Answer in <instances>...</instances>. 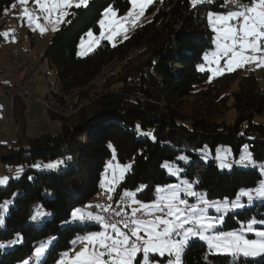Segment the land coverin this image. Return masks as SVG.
<instances>
[{"label":"trees","instance_id":"obj_1","mask_svg":"<svg viewBox=\"0 0 264 264\" xmlns=\"http://www.w3.org/2000/svg\"><path fill=\"white\" fill-rule=\"evenodd\" d=\"M14 3L0 0V41L4 13ZM240 4L247 0H205L195 6L191 0H155L145 11L147 20L126 38L102 40L85 56L79 55L80 39L87 32L99 34L105 11L121 16L130 0H89L87 6L67 9L43 53L55 74L50 105L60 115L47 113L60 127L25 137L26 104L15 99L11 116L22 127L14 143L0 144V166L20 171L17 179L9 176L0 185V204L7 202L6 210L0 209V264H33L35 250L47 241L40 264H56L75 239L99 230L96 224H71L69 217L94 195L109 192L101 187L108 164L128 166L109 192L114 201L136 192L140 201L152 202L157 188L178 182L163 165L175 167L179 178L209 202H230L242 189L257 186L262 177L255 167L219 170L213 159L205 161L198 153L226 146L236 160L246 147L255 163L264 162L259 120L264 88L250 69L211 76L205 64L213 49L209 14H228ZM228 113L232 117L224 121ZM253 220L264 228V203L229 212L219 231L234 232ZM149 259L164 263L167 258ZM180 264H264V255H218L204 242L190 240Z\"/></svg>","mask_w":264,"mask_h":264},{"label":"rangeland","instance_id":"obj_2","mask_svg":"<svg viewBox=\"0 0 264 264\" xmlns=\"http://www.w3.org/2000/svg\"><path fill=\"white\" fill-rule=\"evenodd\" d=\"M74 1V0H73ZM89 0H87L88 3ZM155 0H152V2ZM160 1V0H158ZM235 1V0H232ZM41 4H46L48 6L47 11L40 10L37 5L33 2V0H28L27 4L19 3L16 0V3L20 5L21 8L9 7L5 13V25L7 29L2 30L3 34L8 33L7 37L4 35L5 43L1 47L0 46V94L3 99H0V102H4V100H14L13 97L15 92L11 91V89H15L16 92L22 91L23 93H29L32 95V98L36 102H25L26 108L23 113V124H24V136L27 138H33L37 134H45V133H55L58 131L60 127V122L58 120H52L48 115L47 111H50L54 116L60 115L58 111L52 108L50 105L51 98L50 93L54 92V82H55V74L54 70L49 66L46 59H43V53L45 47L48 43V40L51 34L54 32L53 28L57 30L64 18L67 16V10H65L64 0H40ZM142 0H137V5H139ZM147 5V7L141 8L139 6H134L132 0H130V9L126 11L123 15L118 16L115 12V15L108 13L106 15L107 10L105 11L102 20L100 22V32L95 35L91 33V36L88 35L87 32L79 41V55L85 56L91 51H93L96 46L102 40H106L110 43H114L117 38H126L128 36L129 31L136 25L141 22L147 20V16L145 15V11L152 4ZM72 3V2H71ZM73 6L76 3H72ZM192 4V2H191ZM15 5V3L13 4ZM193 5V4H192ZM83 7V6H82ZM27 9L29 13L33 15V18L39 16V20L33 23H29L27 17L22 16V10ZM109 10V9H108ZM134 11V13H132ZM238 11V10H237ZM131 13V15H129ZM227 14H209L208 16V25L210 30L213 32L212 45L213 49L210 51V54L214 56V53L217 52L216 57L221 58L220 55H224V50L226 47H231V43L226 41L225 38L221 34L215 30V22L212 20V17L224 16ZM132 19V23L128 24L129 21L127 19ZM23 20L24 23L21 22ZM218 21V20H217ZM220 23V21H218ZM236 24V23H235ZM38 25V26H37ZM43 28L45 31L43 34L40 29ZM16 32V33H15ZM14 37L13 41H9L8 38ZM257 46L260 49H264V41H258ZM215 51V52H214ZM221 51V52H220ZM14 52L19 53L20 56L15 60L13 59ZM231 53V52H230ZM245 55H250L251 59L249 60H241L239 56L234 58L232 61H235V64H238L236 67L230 68L228 70L233 71L236 69L246 71L248 68V64H252L250 71L254 73V75L259 80V85L261 88H264V51H251L245 52ZM225 56V55H224ZM230 54L225 56L229 59ZM239 61V63H238ZM205 64H207V70L210 72L211 76L218 75L221 72L217 70L215 64L210 61V58L206 59ZM115 67H113L114 70ZM204 67L200 69L203 70ZM206 68V67H205ZM110 69L106 71L108 73ZM225 71V69H224ZM229 71V72H230ZM105 73V74H106ZM104 74V75H105ZM95 87H100L99 80H96L93 84ZM99 89V88H98ZM97 92V91H96ZM48 98V100H47ZM21 101V100H20ZM38 101V102H37ZM40 101V102H39ZM191 101V100H190ZM23 104L24 102L21 101ZM50 106H48V105ZM47 105L48 107H46ZM6 110L4 109V104H0V111H5V117L0 113V144H11L17 140V134L19 133L22 125L20 121H17L16 118L11 116V111L9 104L5 105ZM232 113H228L224 121L229 120L232 116ZM7 118V119H6ZM31 119V120H30ZM260 122L264 123V118L259 119ZM46 123V124H45ZM45 124V125H44ZM201 155V158L205 161L213 159L219 168V170L230 171L232 167L235 165L240 169L247 168H256L259 175L262 177L261 181L257 184L256 187L252 189H242L241 191H250L252 193V198L249 199L247 196H240V192L232 201H222V202H209L206 200L203 195H196L192 190V185L188 182L179 178L178 170L175 167L163 165V168L169 173L170 176L178 179V182L165 186L159 187L156 191V198L150 203H144L136 198V192H126L132 193V197H127L129 203V211L131 213L132 209H141L142 205L149 206L148 208L142 209L147 220L152 221L156 217L163 216V212H168V209L165 207L163 212L159 211L157 208L152 207L154 205L165 206V204H171L172 207L179 208L181 212H183L187 217L191 220L194 216L193 213L188 212L189 208L195 207L198 210H204L203 215L207 216L208 220L215 221L214 227L210 229L203 230V233L206 239H200L199 236H190L187 239V242L183 245L182 251L180 252L179 264L181 261V256L183 254L184 248L190 240H200L204 242L207 247L214 253L218 255H228L232 256V254H226L222 249H217L210 245V242H215V237L223 236L224 234L220 232L219 229L222 225L223 218L229 212L241 211L245 207L253 206L254 204L264 203V198L256 197L255 192L253 190L257 189L262 183H264V162L255 163L252 160L249 163L248 160L244 159L247 155H249L248 149L245 147L241 150L238 159L233 160L230 150L226 146H220L215 149L214 153L211 154L207 149H201L198 151ZM251 156V154H250ZM185 163L189 161L187 159H182ZM2 169V166H0ZM4 169V167H3ZM107 169L110 171L107 173H103L101 178V187L105 191L112 192L115 188L116 184L122 180L124 174L127 172L128 166L121 165H107ZM19 169L7 168L6 172L4 170H0V178L13 176L14 179H17L20 174ZM189 189L193 195L189 194ZM125 194V193H124ZM173 195H175V199H172ZM125 196V195H124ZM126 197V196H125ZM187 201L186 204H181L180 201ZM192 200V201H190ZM207 201V205L202 203L201 201ZM238 203L242 206L233 207L232 205ZM161 208V207H160ZM79 211L83 214L82 218H74L73 212ZM151 213V214H148ZM88 212L76 208L70 212L69 220L71 224H96L99 226V230L95 232L105 231V227L99 221L93 218H89ZM201 213L198 211L195 215L199 216ZM92 217H96L98 215L91 214ZM174 223H178V221H173ZM205 223L207 221H204ZM249 225L251 226V230H249ZM162 227V226H161ZM195 226L191 223L184 224L182 228L178 230V234H174L173 239L181 240L184 238L183 233L188 228H194ZM122 231V229H121ZM259 231H264L262 223L260 221H250L241 226L239 230L234 231L240 236H243L245 239L249 240H257L260 241L264 239L257 235L256 233ZM92 232V233H95ZM109 234H112L111 228L107 229ZM230 233V232H228ZM88 233L86 235H89ZM140 234L144 235V232L141 231ZM85 235V236H86ZM84 237V236H83ZM82 237V238H83ZM132 240H135V237H131ZM81 238H77L73 241V246L68 252V258H72L75 256L76 252H79L82 248H84L85 244L80 242ZM75 242V243H74ZM50 242L47 241L42 245L45 246V251L47 250ZM41 246V245H40ZM38 246L37 248H39ZM40 256L39 260H35L33 264H40L44 258V253ZM100 251H103L102 249ZM157 255L161 258L166 257V261L164 263L160 262H151V264H169V261H174L175 257L168 255L165 252L164 255L160 254H150ZM243 258H256L257 256H243L242 254H236ZM36 256V250H35ZM140 257V264H143L142 256L143 253L139 252L136 254V259ZM103 260L107 261L108 256L105 254L102 257ZM62 260H65V254L61 256L59 261L56 264H60ZM65 264H68V261L65 260Z\"/></svg>","mask_w":264,"mask_h":264},{"label":"snow or ice","instance_id":"obj_3","mask_svg":"<svg viewBox=\"0 0 264 264\" xmlns=\"http://www.w3.org/2000/svg\"><path fill=\"white\" fill-rule=\"evenodd\" d=\"M18 2L27 4L28 0H18ZM33 2L40 10H48V6L46 4H41L40 0H33ZM132 2L134 6H139L141 10H143L152 0H142L139 5H137V0H132ZM191 2L193 6H195L197 3L205 2V0H191ZM14 6L15 5H11V7ZM63 6H72L71 0H64ZM74 6H87V0H78ZM108 13L115 15L114 11L111 9L107 10L106 15ZM129 15H131V13H129ZM22 16L27 17L30 24L33 23L34 20H39V16L33 18V15L29 13L26 8L22 10ZM216 20L222 23L223 30L226 32V41L231 42V47H226L224 50L225 56H228L231 52V56H229L227 61L229 65L237 56H239L241 60L251 59L250 55H245V52L264 51V49H260L257 46L258 41H264V0H247V5H241L240 10L231 11L224 16H218ZM231 21H239V23L234 25ZM53 30L55 31V28H53ZM40 31L43 34L45 29L41 28ZM3 35L7 37L8 33H4ZM88 35L91 36V33L89 32ZM137 129L139 130V126H137ZM181 159H184V157H181ZM244 159L248 160L250 163V154L244 157ZM62 163L63 161H60L47 165V167L56 168ZM165 166L168 167V165ZM7 180V177L0 178V185L7 183ZM253 191L256 197L264 198V183ZM189 194L193 195L194 193L189 189ZM124 195L126 197L133 196L132 193H125ZM239 195L247 196L249 199L252 198V193L250 191H241ZM108 199H112L111 195L108 196ZM172 199H175V195H173ZM201 202L207 205V201L202 200ZM180 203L186 204L187 201L181 200ZM232 206L238 207L242 205L235 203ZM148 207L147 205H142L141 209H132L131 213L125 212L123 208L115 212V215L121 216V221L119 223L123 228L129 229L130 234L121 231L117 223L109 224L105 222L102 216L92 217L91 214H89V218L96 219L104 225L105 231L91 233L81 238L80 242L85 244L84 248L76 252L75 256L70 259L68 258V254L65 253V260L68 261V264H134V261L136 264H140L139 261H136V254L142 252L143 264H151L149 259L150 254L164 255L165 252H167L168 255L175 257V260L169 261V264H179L180 252L182 251L183 245L187 242V239L190 236H199L200 239H206L203 230L210 229L215 225V221L208 220L207 216L203 215L204 210H198L195 207L189 208L187 211L194 214L193 218L190 220L179 208L174 209L170 203L164 206L168 209V212L164 216L156 217L152 221L134 218L137 211H141ZM152 207L157 208L161 212L164 210L160 208L159 205H154ZM6 208L7 202L0 204V209L6 210ZM103 210L105 212L112 210V205H108ZM198 211L201 213L199 216L195 215ZM129 215L133 218L130 220H125L123 218ZM73 217L82 218L83 214L79 211H75L73 212ZM2 220L3 217L0 215V223H2ZM174 220L178 221V223H174ZM204 221L207 222L205 223ZM187 223H191L195 227L186 229L183 233V239H173L174 234H178V230ZM108 228H111L112 234L107 232ZM249 230H251L250 225ZM141 231L144 232V236L140 235ZM256 234L264 238V231H259ZM131 237H135V240H132ZM13 243H15V241H13ZM210 245L217 249H222L226 254H242L246 257L264 255V239L260 241L249 240L235 232L215 237V242H210ZM0 247H4V245L0 244ZM101 249L103 251H100ZM44 251V245L36 249L37 260H39ZM105 254L108 256L107 261L102 259ZM65 260H62L60 264H65Z\"/></svg>","mask_w":264,"mask_h":264},{"label":"built area","instance_id":"obj_4","mask_svg":"<svg viewBox=\"0 0 264 264\" xmlns=\"http://www.w3.org/2000/svg\"><path fill=\"white\" fill-rule=\"evenodd\" d=\"M15 6L18 9L20 8L18 4H15ZM21 22L24 23L23 20H21ZM238 23H239V21H237V24ZM129 24H131V22H129ZM9 39H12V38H9ZM0 45H1V43H0ZM19 56H20L19 53L14 52V59H12V60L16 61V59ZM225 60H226V57H223V59L220 62L222 67L224 66ZM11 91L15 92V99L22 100L26 103L27 102H36V101H32V95H28L27 93H16L15 89H11ZM13 102H14V100H6V102H0V103L9 104V107L11 108L13 105ZM1 112H2V115L5 117V112L0 111V113ZM2 170H4L3 167H2ZM108 205H112V210L105 212L103 209L105 207H107ZM97 206H99V207H97ZM83 208H89L91 210V214L102 216L104 218V220H107L109 223H118L124 232L129 233V229L123 228L122 225L119 223L121 221V216L115 215V212L120 211L121 208H123V210L125 212L130 213V211L128 210L127 203H124V198L120 199L119 201H114V199H111V200L103 199V192H101L97 195L96 200H92V202L90 204L86 205ZM123 218L124 219H130L133 217H131L129 215V216H124ZM134 218H137L139 220H147V217L145 216L143 211H137ZM140 235L144 236L143 234H140Z\"/></svg>","mask_w":264,"mask_h":264},{"label":"bare ground","instance_id":"obj_5","mask_svg":"<svg viewBox=\"0 0 264 264\" xmlns=\"http://www.w3.org/2000/svg\"><path fill=\"white\" fill-rule=\"evenodd\" d=\"M15 4H18V3H15ZM19 5V4H18ZM19 7H20V5H19ZM21 8V7H20ZM17 9V8H16ZM132 13H134V11L132 12ZM127 21H129V22H131L132 23V19H130V18H128L127 19ZM129 22H128V24H129ZM237 23V22H236ZM133 24V23H132ZM5 29H7V26L5 25V26H3V28H2V30H5ZM13 39H14V37H12V39H9L8 38V40L9 41H13ZM121 38H117L116 39V41H119ZM115 41V42H116ZM0 43H1V47L4 45V43H5V39L4 40H2V41H0ZM13 56V59H14V54L12 55ZM218 69L220 70V69H222V68H224V66L222 67L221 66V63L219 62V64H218ZM252 66L251 65H249L248 66V68L250 69ZM0 89H1V87H0ZM16 93H23L22 91H18V92H16ZM28 95H29V93H27ZM0 99H3L2 98V96H1V94H0ZM13 99L15 100V95H14V97H13ZM22 101V100H21ZM32 101H35L33 98H32ZM4 102H6L5 100H4ZM24 102V101H23ZM38 102V101H37ZM40 102V101H39ZM25 103V102H24ZM34 103V102H33ZM1 105H2V103H0ZM5 105L6 104H4V109H5ZM48 105V104H47ZM45 105L46 107H48V106H50V105ZM11 109H12V107L10 108V111H11ZM4 111V110H3ZM5 112V111H4ZM112 165H114L113 163H112ZM0 170H2V169H0ZM3 173H5V169H4V172ZM101 192H103V191H101ZM100 192V193H101ZM98 195V194H97ZM97 195H94V197H92L90 200H89V202L87 203V204H85L84 206H82L81 207V209L82 210H84V211H86V212H88V213H90L91 214V210L89 209V208H83V207H85L86 205H88V204H90L91 202H92V200H96L97 199ZM109 195H111V197H112V199H114V196L111 194V193H109V192H103V199H108V196ZM122 199V198H121ZM119 201V200H118ZM124 203H127V205H128V210L130 209L129 208V203H128V199L127 198H124ZM164 214H163V216L166 214V211H164L163 212ZM130 219H132V218H130ZM130 219H125V220H130ZM135 219H137V218H135ZM139 220V219H138ZM105 222H107V223H109L107 220H105ZM110 224V223H109ZM117 226L118 227H120V225L117 223ZM121 228V227H120ZM122 229V228H121ZM122 231H123V229H122Z\"/></svg>","mask_w":264,"mask_h":264},{"label":"crops","instance_id":"obj_6","mask_svg":"<svg viewBox=\"0 0 264 264\" xmlns=\"http://www.w3.org/2000/svg\"><path fill=\"white\" fill-rule=\"evenodd\" d=\"M71 2L72 3H77L78 2V0H71ZM72 6H73V4H72ZM72 6H63V7H65V10H67L69 7H72ZM240 6H241V4L239 5V10H240ZM212 20L215 22V30L217 29V32L218 33H220L221 34V32H222V36H223V38H225V36H226V32H225V30H223V27H222V23L220 22H218L217 20H216V17H212ZM237 21H231V23L232 24H234L235 25V23H236ZM237 24V23H236ZM8 30V29H7ZM8 33H11V32H9V30L7 31ZM16 33V32H15ZM231 43V42H230ZM215 52V51H214ZM221 52V51H220ZM216 54H217V52H215L214 53V56L212 55V54H210L209 53V58H210V61L212 62V63H214L215 64V67H217V65L219 64V62L222 60V58L223 57H225L224 55H220V57L221 58H218V56L216 57ZM230 55H231V53H229ZM227 61H228V59H226V61H225V63H224V68L223 69H221V70H219L220 72H222V71H224V69H225V71H230V70H228V69H230V68H233V67H236L238 64H235V61L233 62L232 61V63L229 65L228 63H227ZM248 65H252V64H248ZM218 70V69H217ZM5 110H6V108H5ZM46 124V123H45ZM44 124V125H45Z\"/></svg>","mask_w":264,"mask_h":264}]
</instances>
